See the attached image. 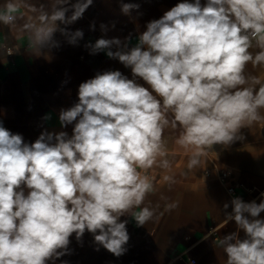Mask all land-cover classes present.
I'll return each instance as SVG.
<instances>
[{
  "label": "clouds",
  "instance_id": "clouds-1",
  "mask_svg": "<svg viewBox=\"0 0 264 264\" xmlns=\"http://www.w3.org/2000/svg\"><path fill=\"white\" fill-rule=\"evenodd\" d=\"M92 4L4 0L0 25L17 29L41 55L60 47L57 33L77 45L84 32L67 26ZM139 8L120 3L125 16ZM100 29L109 30L103 23ZM130 42L101 37L85 45L92 55L118 60L132 78L109 70L80 83L78 102L59 112L61 128L73 125L71 135L44 130L26 143L0 122V264H56L70 254L73 234L81 242L86 231L120 257L130 239L121 218L131 216L141 227L156 215L142 205L155 191L152 170L173 167L168 133H177L174 144L192 171L215 146L244 140L241 130L264 120V73L248 71L249 65L264 70V0H183ZM20 49L0 43L7 56ZM163 178L169 186L176 182ZM177 206L168 203L166 210ZM223 210L225 226H236L217 241L226 264H264V199L233 196Z\"/></svg>",
  "mask_w": 264,
  "mask_h": 264
},
{
  "label": "crops",
  "instance_id": "crops-1",
  "mask_svg": "<svg viewBox=\"0 0 264 264\" xmlns=\"http://www.w3.org/2000/svg\"><path fill=\"white\" fill-rule=\"evenodd\" d=\"M121 2L138 3L140 8L125 16L120 11ZM180 2L183 0H93L82 18L67 26L70 31L82 30L83 39L74 46L57 33L55 38L60 41V47L45 50L41 55L27 48L26 38L17 29L0 25V43L21 48L11 56L0 51V122L12 133L22 134L26 143L34 142L44 130L66 131L71 135L73 125L61 128L59 112L78 102L80 83L109 70H119L132 78L131 70L118 60L108 58L103 52L92 55L85 45L101 37H117L122 41L131 37L129 46H134L149 21L159 19ZM102 23L109 29L106 33L100 29ZM248 71L252 75L264 73L251 65ZM46 115L51 118L45 120ZM241 131L244 140L228 148L215 146L200 168L192 171L187 170L185 153L174 144L177 133H168L169 146L174 152L173 167L168 173L152 170L155 191L142 205L155 209L156 215L141 227L131 216L121 218L128 221L130 236L125 254L114 256L96 245L93 235L86 231L81 242L73 234L70 254L56 264H226V255L217 241L235 231L236 226L234 222L224 224L223 205L231 197L218 181V170L231 169L235 181L257 190L264 188V120ZM164 175H173L176 182L169 186ZM241 194L245 202L259 203L264 199L246 192ZM173 202L178 206L167 211L166 204ZM260 218H264V213ZM212 227L217 230V240L212 235L206 238ZM239 235L244 238L242 231Z\"/></svg>",
  "mask_w": 264,
  "mask_h": 264
},
{
  "label": "built area",
  "instance_id": "built-area-1",
  "mask_svg": "<svg viewBox=\"0 0 264 264\" xmlns=\"http://www.w3.org/2000/svg\"><path fill=\"white\" fill-rule=\"evenodd\" d=\"M234 175V171L231 169L222 168L218 170V181L226 187L227 193L231 197V199L233 196H239L243 199L241 192H246L251 195H256V197L264 198L260 195L262 192H264V188L261 190H257L255 188L247 187L242 182L235 181ZM212 236L215 240L218 239L217 230ZM192 263H195V261L193 260Z\"/></svg>",
  "mask_w": 264,
  "mask_h": 264
}]
</instances>
